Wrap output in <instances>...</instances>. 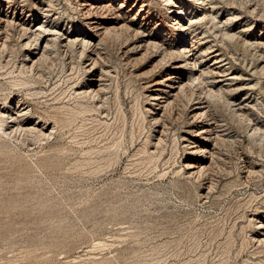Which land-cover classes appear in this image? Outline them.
<instances>
[{
  "label": "rangeland",
  "instance_id": "374dc122",
  "mask_svg": "<svg viewBox=\"0 0 264 264\" xmlns=\"http://www.w3.org/2000/svg\"><path fill=\"white\" fill-rule=\"evenodd\" d=\"M86 1L0 0V26L18 13L81 38ZM214 1L203 12L176 0L209 47V142L188 115L204 84L167 108L147 99L168 72L152 48L127 52L106 34L88 39L97 65L74 44L31 75L20 69L18 28L0 30V110L25 107L37 128L0 132V264H264V44L254 43H264V0ZM140 4L153 14L146 33L167 29L163 0H126V22L137 25ZM99 77L98 97L78 95ZM202 141L208 149L195 153Z\"/></svg>",
  "mask_w": 264,
  "mask_h": 264
},
{
  "label": "bare ground",
  "instance_id": "6f19581e",
  "mask_svg": "<svg viewBox=\"0 0 264 264\" xmlns=\"http://www.w3.org/2000/svg\"><path fill=\"white\" fill-rule=\"evenodd\" d=\"M109 1L110 0H87L85 3H82V4L77 3V5L80 6V11H82L84 19H87L86 21L87 23L85 22V25L90 30L87 33L83 34L81 38H77L75 35H69L67 37L64 36V38L61 39L58 37L59 32L53 30V28L49 27L48 24L45 25L44 23L42 24L33 23L32 25H29V23H32V21L27 23L28 18H25V16L19 15L18 13L13 15V17L9 19L8 18L3 19L2 21L5 23L3 26L4 28L0 26V30L1 29L3 31L6 30L5 25H7V23H11L12 26H14L15 28H18V31H20V33H18L19 36L21 37L19 39L20 41L19 46H21L20 49L24 50L23 58L21 59L22 67L20 66L21 67L20 69H26L25 70L26 72L27 70L28 72L30 71L29 74L32 73L33 69H35L37 65H40L39 63L43 59H45V57L48 54H51V53L57 54L59 50L61 51V49L66 50V51L69 49L71 50L74 44L75 45L78 44L80 47L79 52H78L79 55L77 54L80 58L83 56H86L90 59V64L92 66L97 65L98 64L97 59H99V52L95 44H94L95 46L89 45L90 47L89 49L92 51V53H90L91 51H89L88 55H85L87 45L90 43L88 39L90 40H93L95 38L104 39L109 34H112L113 37L116 38V41L121 40L120 44L126 43L127 46H129L127 49V52H133L134 50L137 51L138 48H142V49L144 48L145 49L144 51H148V49L152 48L153 50H155V52L156 51L158 52V56L161 55L160 60L164 59L165 62H167L166 70H168V72H163V74L160 75L159 79L154 80L153 85L155 87L153 88L151 93L147 95V99L158 101L159 103L157 105H159V108L160 109L163 107L165 108L166 106H169V104H172L174 100L177 101L178 96H181L184 93V88L189 89V91L193 89L194 91L196 87L204 84L205 85L204 87L206 89L205 96L202 99L201 97H199L200 95L195 97L197 98V100H195L196 102H194L193 105L191 104L190 106L191 109L189 108L190 111H188V115H190L191 121L194 122V123L189 122L190 123L189 126L191 127H196L197 126V124H195L196 121H198V119H201L200 120L201 124L199 126L200 133L202 135L206 134L205 136L201 138H204L209 142V140L212 138V135L214 134L212 132L213 127L211 128V126L214 125L215 120L213 119V117L210 116V114H208V107H210L208 105H209V101H211L210 97L214 95L212 94V89L215 86L214 85L215 83L214 81L212 83L211 82L208 83L205 77L206 73L212 71L210 68L211 66L210 67L207 66L206 68L205 63L203 62L204 58L208 56L207 49L209 47H207L206 44L202 42L198 43L200 38H198L197 36L198 34L195 32L196 29H198L195 26L196 20H194L193 17L185 19L187 12L184 11L183 6L177 5L179 3H177L176 0H163V4H162L163 9L167 10L168 17H169V23L166 26L167 29L166 28L161 29L160 33L157 35L156 31L160 30V27H157V24H154L150 32L146 33L147 28H149L150 25H152L151 18L153 17V14H151V11L149 10V8L145 9L142 4L139 5V8L137 9V13L135 14V16H139L140 12H141V15H140V20L136 25V23H134L133 20H130V22H126L124 19L125 14H126L125 12L127 13L129 12L123 9L124 2H126V0H122V2L120 1L117 4V6L111 5ZM186 3H189L191 5L195 4L196 6H199L203 12H205V6L208 5L209 8H211L213 4L215 3V1L214 0H186ZM132 7H135V6L132 4L131 8ZM106 14H110L111 16H109L108 18ZM132 24H135L136 26H132ZM168 28H169V31H168ZM223 33L229 39L232 36L231 34H228L227 32H223ZM115 38L113 39L115 40ZM3 41H4V38H3ZM179 42H182V44H179ZM254 43H257L259 46L261 44H264L263 42H258V41ZM0 45H2V43H0ZM4 46L0 48H3ZM61 52L64 53V51H61ZM92 54L94 56H92ZM216 62L217 61H215L213 64H215ZM83 70L87 72L86 69H83ZM183 72H186V75L183 76ZM101 73L103 72L101 71ZM100 79L101 78L99 77V79H94L95 81H91V83L88 84V86L85 89L77 92L78 95L87 97V98L89 96L91 98H93L94 96L98 97L99 96L98 93L99 92L101 93V88L104 87L103 85L100 88L101 86L99 82ZM27 80L30 81L31 78ZM20 82L21 81L19 80V83ZM21 83H24V82H21ZM191 94L189 96H191ZM191 100H193L192 97L189 98L188 103L186 104L188 105ZM185 109H187V106ZM3 110L4 111L0 110V132H2L3 134L10 135L12 132H17L20 130L31 132L29 130L34 131V129H37L36 125H34L32 121H31V126H29L30 121L26 120L29 110L27 111L25 107H22V108L18 107V109H15V111L12 109L7 110L6 108ZM235 112L245 117L246 121L248 122L250 121V119L248 118V115L244 114L241 109L238 108V111L235 110ZM252 128L253 129L250 131H253V133H256L257 128L256 127H252ZM42 134L43 135L45 134L44 131H42ZM207 141L206 142L202 141V143L199 142V144H196L195 146H193L195 147L193 151L195 153L196 152L199 153V151L208 149L209 143H207ZM193 143H196V142L194 141ZM193 166L190 164H186V168H192ZM192 173L193 172H191L190 174ZM262 235H264V233Z\"/></svg>",
  "mask_w": 264,
  "mask_h": 264
}]
</instances>
